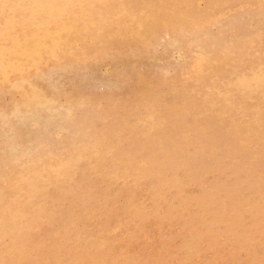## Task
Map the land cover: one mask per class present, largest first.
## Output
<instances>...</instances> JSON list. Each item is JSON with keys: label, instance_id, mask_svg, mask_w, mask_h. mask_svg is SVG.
<instances>
[{"label": "rangeland", "instance_id": "1", "mask_svg": "<svg viewBox=\"0 0 264 264\" xmlns=\"http://www.w3.org/2000/svg\"><path fill=\"white\" fill-rule=\"evenodd\" d=\"M0 264H264V0H0Z\"/></svg>", "mask_w": 264, "mask_h": 264}]
</instances>
